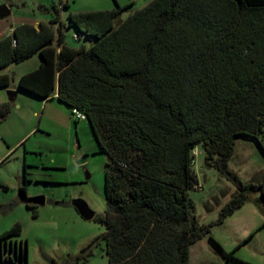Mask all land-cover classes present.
<instances>
[{
	"label": "trees",
	"instance_id": "16d2710c",
	"mask_svg": "<svg viewBox=\"0 0 264 264\" xmlns=\"http://www.w3.org/2000/svg\"><path fill=\"white\" fill-rule=\"evenodd\" d=\"M59 5L39 30L21 24L0 39V71L40 59L16 81L0 74V88L55 99L71 116H85L107 159V209L95 218L104 227L107 264H190L191 246L205 237L230 260L212 227L243 207L250 192L264 207V180L244 183L228 169L237 137L263 149L264 0H151L117 24L128 6L68 13L63 23L67 4ZM67 28L77 47L66 42ZM13 106L0 103V124ZM198 146L204 168L236 187L208 224L192 215ZM20 234L16 224L0 235V264H27L25 243L7 245Z\"/></svg>",
	"mask_w": 264,
	"mask_h": 264
},
{
	"label": "rangeland",
	"instance_id": "374dc122",
	"mask_svg": "<svg viewBox=\"0 0 264 264\" xmlns=\"http://www.w3.org/2000/svg\"><path fill=\"white\" fill-rule=\"evenodd\" d=\"M150 1L0 0V5L11 7V15L0 21V28L47 23L56 16L52 6L59 8L60 3L67 4L59 12L63 23H67L68 13L128 6L115 21L117 24ZM5 30L0 29V34ZM63 32L69 45L77 47L81 43L74 40L73 28ZM39 63V56L34 55L8 66L0 74L16 81L34 71ZM11 88H0V101L7 100L6 92ZM260 144L264 149V134ZM263 149L251 138L237 137L228 169L244 183H261ZM193 155L198 186L190 193L195 205L192 215L199 223L208 224L217 219L220 208L234 195L236 187L215 170L204 168L199 146ZM79 156L86 158L83 166L76 164ZM106 162L85 120L77 122L70 110L55 99L42 104L29 94H18L9 117L0 124V235L16 224L20 226L21 234L16 241L26 244L27 264H107L102 240L104 227L95 220L103 217L107 209ZM24 186L28 196L45 198L44 207L25 208L19 193ZM248 195L243 207L211 229V237L224 253H231V259L226 260L205 237L191 247V264H264V207L258 193ZM75 199L86 202L95 213L93 220L84 221L77 214L71 206ZM34 212L37 218H32Z\"/></svg>",
	"mask_w": 264,
	"mask_h": 264
},
{
	"label": "water",
	"instance_id": "95a60500",
	"mask_svg": "<svg viewBox=\"0 0 264 264\" xmlns=\"http://www.w3.org/2000/svg\"><path fill=\"white\" fill-rule=\"evenodd\" d=\"M11 15V7L3 4L0 5V21L8 18ZM37 30L40 29L39 26H35ZM52 45L51 42L45 45V47H50ZM7 94V102L14 103L17 99L18 90H8L6 92ZM86 163L85 156H79L78 160L76 161V164L78 166H83ZM86 179H89V176L86 177ZM46 203V200L43 196H36L31 197L26 201L27 205H35L37 207H44ZM71 206L74 208V210L77 212V214L84 220V221H91L95 217V213L89 208V206L81 199H75L71 202ZM19 264V263H18Z\"/></svg>",
	"mask_w": 264,
	"mask_h": 264
},
{
	"label": "crops",
	"instance_id": "0c3cea01",
	"mask_svg": "<svg viewBox=\"0 0 264 264\" xmlns=\"http://www.w3.org/2000/svg\"><path fill=\"white\" fill-rule=\"evenodd\" d=\"M23 24H30V25H33V23H23ZM17 25H21V24H15L14 27L17 26ZM10 26L12 27L13 25H10ZM33 26H34V25H33ZM11 27H9V28L6 29V30H5L4 28H0V29H2V30H5L2 34H0V39H2L3 37H5V36L11 34V32H12V30H13V28H14V27H12V28H11ZM37 68H38V67H37ZM37 68H36V69H37ZM36 69H35V70H36ZM10 90H16V89H10ZM19 93H21V92L18 91V94H19ZM17 96H18V95H17ZM38 100H39L42 104H43V103L46 104V103L49 102V101L41 100V99H38ZM5 102H7V100L0 101V103H5ZM17 238H18V237H17ZM14 241H16V238L11 239V242H14ZM16 242H17V241H16ZM196 243H197V242H196ZM196 243H195V244H196ZM195 244H194V245H195ZM192 246H193V245H192ZM192 246H191V247H192ZM190 249H191V248H190ZM18 263H19L18 260L14 261V264H18ZM190 264H191V261H190Z\"/></svg>",
	"mask_w": 264,
	"mask_h": 264
},
{
	"label": "flooded vegetation",
	"instance_id": "af4514ba",
	"mask_svg": "<svg viewBox=\"0 0 264 264\" xmlns=\"http://www.w3.org/2000/svg\"><path fill=\"white\" fill-rule=\"evenodd\" d=\"M24 187H25V186H24ZM21 188H22V187H21ZM21 188H20V189H21ZM20 189H19V193H20ZM31 197H36V196H28V195H27V192H26V187H25V193H24L23 195L20 193V199H21V201L23 202L25 208H26V209H29V210H35L36 208H39V207H37V206H35V205H30V204L27 205V204H26V201H27L29 198H31ZM7 243H8L7 245L9 246V244H10V243L12 244L13 242L10 241V242H7ZM6 256L9 257V258H11V259H14V255H12V254H9V253H8ZM15 260H17V259H15Z\"/></svg>",
	"mask_w": 264,
	"mask_h": 264
},
{
	"label": "built area",
	"instance_id": "2783aa9c",
	"mask_svg": "<svg viewBox=\"0 0 264 264\" xmlns=\"http://www.w3.org/2000/svg\"><path fill=\"white\" fill-rule=\"evenodd\" d=\"M75 38V37H74ZM72 117L77 121H83L85 120V116L83 114H81L80 112H78L77 110H73L72 111Z\"/></svg>",
	"mask_w": 264,
	"mask_h": 264
}]
</instances>
